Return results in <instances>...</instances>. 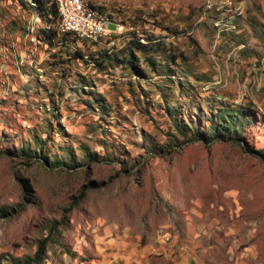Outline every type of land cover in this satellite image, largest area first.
I'll list each match as a JSON object with an SVG mask.
<instances>
[{
	"label": "rangeland",
	"instance_id": "1",
	"mask_svg": "<svg viewBox=\"0 0 264 264\" xmlns=\"http://www.w3.org/2000/svg\"><path fill=\"white\" fill-rule=\"evenodd\" d=\"M84 1L131 28L45 42L0 0V264H264V0ZM221 106L250 118L202 137Z\"/></svg>",
	"mask_w": 264,
	"mask_h": 264
},
{
	"label": "trees",
	"instance_id": "2",
	"mask_svg": "<svg viewBox=\"0 0 264 264\" xmlns=\"http://www.w3.org/2000/svg\"><path fill=\"white\" fill-rule=\"evenodd\" d=\"M31 3H29L32 8L35 10L36 15L40 18L41 21H43L44 27L40 29L41 36L43 37L42 40L45 42H49L50 39L53 40H67V38L74 40L73 37L76 39V37L79 38V40L86 41L79 36H77L75 33L72 32H60L58 29L59 25V15L57 11V5L56 0H30ZM50 12V13H49ZM48 14L51 15V17H47ZM110 18V17H109ZM77 40V39H76ZM87 42V41H86ZM98 41H96L97 43ZM95 43V42H94ZM93 43V44H94ZM81 44L86 45L85 42H82ZM153 45L145 42H141L138 38L131 39L130 40V48L127 51V57L125 58L127 66L131 69L134 73H140L141 70L139 69L137 65V59L138 57L133 52V49L139 52L140 54H143L145 52H149L151 49H153ZM172 58L175 59L177 55H174L171 53ZM76 56L82 57L81 53L76 52ZM106 57L107 59H114L117 62L123 61V59H119L117 57H114L107 53V51L101 52V58ZM145 60L148 63H153V60L150 57H145ZM249 115H251L250 110L245 109H229L226 107H219L216 109L214 113H209V116L207 120L209 121V124L206 128L205 134L202 136L206 139H222L224 137L231 138L234 134L236 128L238 125H240V121L244 118H250ZM174 120V119H173ZM177 132L183 136L186 140H190L193 138H189L185 136V132L181 131V129L178 127L176 128ZM195 134V135H194ZM193 135L195 137H198L196 133ZM263 151V149H260ZM19 151L23 152V154H27V149L24 150L22 148H19ZM261 154V158L264 161V151ZM20 207L14 208L13 206H0V218L1 217H7L11 216L19 211ZM44 253V240H41L38 242L36 249L32 253L31 256H24L20 258H14L11 260L12 264H36L39 262L40 258L42 257Z\"/></svg>",
	"mask_w": 264,
	"mask_h": 264
},
{
	"label": "built area",
	"instance_id": "3",
	"mask_svg": "<svg viewBox=\"0 0 264 264\" xmlns=\"http://www.w3.org/2000/svg\"><path fill=\"white\" fill-rule=\"evenodd\" d=\"M223 2V4H229ZM59 20L61 26L68 28L83 29V34L87 37V42L93 44L102 38H108L111 34H116L123 28L130 26L113 25L112 28L106 27L107 21L103 19V13L96 10H87V2L84 0H66V5H60Z\"/></svg>",
	"mask_w": 264,
	"mask_h": 264
},
{
	"label": "bare ground",
	"instance_id": "4",
	"mask_svg": "<svg viewBox=\"0 0 264 264\" xmlns=\"http://www.w3.org/2000/svg\"><path fill=\"white\" fill-rule=\"evenodd\" d=\"M56 5H57V7H58V9L60 10V5H66V0H56ZM87 10H96V7H88L87 6ZM97 12L98 13H101V11L99 10V7H97ZM103 19H105V20H108V18L103 14ZM111 22H112V20H111ZM59 25L61 26V21L59 22ZM121 26H123V25H121ZM61 28L63 29V30H65V31H69V32H73V33H76V34H78V35H80V36H85L84 34H83V29H80V28H68V27H66V26H61ZM125 30V28H123L121 31H119V33H121V32H123ZM118 33V32H117ZM112 35V34H111ZM111 35H109V37L111 36ZM108 37V38H109ZM96 42V41H95Z\"/></svg>",
	"mask_w": 264,
	"mask_h": 264
},
{
	"label": "crops",
	"instance_id": "5",
	"mask_svg": "<svg viewBox=\"0 0 264 264\" xmlns=\"http://www.w3.org/2000/svg\"><path fill=\"white\" fill-rule=\"evenodd\" d=\"M59 26V25H58Z\"/></svg>",
	"mask_w": 264,
	"mask_h": 264
}]
</instances>
